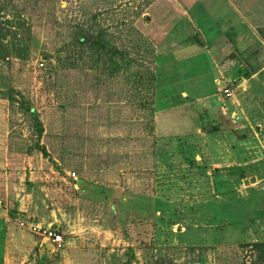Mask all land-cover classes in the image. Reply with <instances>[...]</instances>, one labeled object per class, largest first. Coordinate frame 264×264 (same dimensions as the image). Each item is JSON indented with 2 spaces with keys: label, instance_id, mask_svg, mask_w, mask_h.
Returning <instances> with one entry per match:
<instances>
[{
  "label": "rangeland",
  "instance_id": "1",
  "mask_svg": "<svg viewBox=\"0 0 264 264\" xmlns=\"http://www.w3.org/2000/svg\"><path fill=\"white\" fill-rule=\"evenodd\" d=\"M0 18L18 32L0 264H264V0H0Z\"/></svg>",
  "mask_w": 264,
  "mask_h": 264
},
{
  "label": "trees",
  "instance_id": "2",
  "mask_svg": "<svg viewBox=\"0 0 264 264\" xmlns=\"http://www.w3.org/2000/svg\"><path fill=\"white\" fill-rule=\"evenodd\" d=\"M17 34L18 32L14 30V23L11 20L0 18V62L1 60H4L6 57H8L10 54L9 44L6 42V40L9 38L17 39V36H18ZM77 41L78 43L88 44L90 47L96 48L101 51L106 50L112 56H115V54L119 52L117 48L115 49L111 45H108L99 34L95 35L90 31H82V33L77 37ZM35 120L37 122V133H38V136L40 137L44 132V126L37 114H35ZM41 149H42V152L45 155H47L46 149L44 147H41ZM87 186H89L87 183L85 182L81 183L82 190H85ZM259 194H262V193L259 192ZM260 197L261 195H258L257 193L255 195L252 194L247 199H244L245 201H243L241 204L244 206L245 209L249 208L250 210V207H252L253 210H256L258 204H260L259 203ZM233 212H234L233 215L231 216L229 215L231 219L233 220L238 219L239 214H242V212L239 213V211H236V210ZM249 245L252 246V248H255V247L256 248L261 247V249L264 248V242H255ZM261 256H264V252L261 254Z\"/></svg>",
  "mask_w": 264,
  "mask_h": 264
},
{
  "label": "built area",
  "instance_id": "3",
  "mask_svg": "<svg viewBox=\"0 0 264 264\" xmlns=\"http://www.w3.org/2000/svg\"><path fill=\"white\" fill-rule=\"evenodd\" d=\"M225 93L230 96L232 93L230 89H225ZM35 232L41 235L44 238H47L53 245L55 251H60L64 246V239L58 228H43L39 225H36Z\"/></svg>",
  "mask_w": 264,
  "mask_h": 264
}]
</instances>
